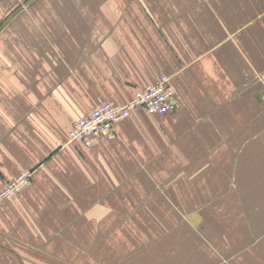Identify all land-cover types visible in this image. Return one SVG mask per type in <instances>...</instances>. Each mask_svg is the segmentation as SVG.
Segmentation results:
<instances>
[{"label":"crops","instance_id":"1","mask_svg":"<svg viewBox=\"0 0 264 264\" xmlns=\"http://www.w3.org/2000/svg\"><path fill=\"white\" fill-rule=\"evenodd\" d=\"M164 74L172 111L68 140ZM24 170L0 264H264V0H0V190Z\"/></svg>","mask_w":264,"mask_h":264},{"label":"built area","instance_id":"2","mask_svg":"<svg viewBox=\"0 0 264 264\" xmlns=\"http://www.w3.org/2000/svg\"><path fill=\"white\" fill-rule=\"evenodd\" d=\"M176 107V89L169 75H161L152 83L144 85L125 104L103 101L84 116L79 117L68 134V140L78 141L87 147L101 139L116 137V125L135 109L149 114H166ZM32 173L24 170L7 182L0 190V201L10 199L22 191L30 182Z\"/></svg>","mask_w":264,"mask_h":264},{"label":"rangeland","instance_id":"3","mask_svg":"<svg viewBox=\"0 0 264 264\" xmlns=\"http://www.w3.org/2000/svg\"><path fill=\"white\" fill-rule=\"evenodd\" d=\"M208 200L209 199H206V198H200V199H197L198 202H196V204L193 205V210L200 211L201 212V216L203 217V220L200 223V229L193 230V229L189 228L188 235H186L184 233V235L190 241H191L192 238L197 237V232H198L199 237H200L201 240H203L204 238H206V239L209 238L210 234H215L214 237H218L219 238L218 230L217 229L215 230V229L212 228V221L215 220V219H218L220 221H224L222 219L224 217V214L223 215H219V214L215 213L214 211L210 212L211 207L209 205L207 206V204H206ZM194 201H195V199H194ZM212 208H213V206H212ZM207 209H209V211H207ZM186 215L187 214L181 215L182 216L181 220H183V222L185 223V224H183L184 227L188 226V225H186V223L188 224L187 219H186ZM169 223H171V222H169ZM172 229L168 230V233L171 234V235H172V232H173ZM220 233L223 234V232H220ZM262 233L264 235V231ZM209 240H212V238L209 239ZM199 247H200V249L199 248L197 249V247H194V252L195 253H200L201 255L203 253H207V251L204 248H202L201 246H199ZM206 248L209 249L208 246ZM185 249H186V251L189 250V252H191L192 247H191V245H186ZM120 251H122V247H120ZM236 252H238V254H236ZM238 256H239V248L236 247L235 251H233V252L231 251V253L230 252L229 253H224L223 257H222L224 259L221 258V262H228V260H229L230 262L234 263V259H235L234 257H238ZM138 258H140V256ZM141 263H143V262L141 261Z\"/></svg>","mask_w":264,"mask_h":264}]
</instances>
